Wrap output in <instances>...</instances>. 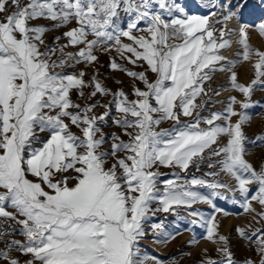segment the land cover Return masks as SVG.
Segmentation results:
<instances>
[{
  "label": "snow or ice",
  "instance_id": "1",
  "mask_svg": "<svg viewBox=\"0 0 264 264\" xmlns=\"http://www.w3.org/2000/svg\"><path fill=\"white\" fill-rule=\"evenodd\" d=\"M199 7L207 14L184 0H0V264H179L143 242L174 240L181 209L216 246L199 264H264V162L248 159L246 132L264 48L242 23L249 0ZM256 30L264 37V22ZM101 67L127 76L130 91L109 87ZM217 75L226 85L212 86ZM221 91L238 95L225 103ZM161 168L179 171L161 179ZM218 200L251 216L234 231L255 258H235Z\"/></svg>",
  "mask_w": 264,
  "mask_h": 264
},
{
  "label": "rangeland",
  "instance_id": "2",
  "mask_svg": "<svg viewBox=\"0 0 264 264\" xmlns=\"http://www.w3.org/2000/svg\"><path fill=\"white\" fill-rule=\"evenodd\" d=\"M184 2L188 3L190 10L194 14H207L208 12V9H201L199 7L201 0H184ZM261 10H264V0H249V9L245 13V16H249L252 13H258ZM213 19H215V17ZM260 22H264L263 17H261L252 26L249 25L247 22H242V23L249 26L250 43L254 47L264 48V37H261L256 30V25H258ZM237 26L238 25L236 21L229 22V27L235 28ZM217 27H219V25H217ZM61 31H63V29ZM56 34L58 33H49L48 37L51 38L53 35ZM236 50L237 49L234 47L231 50L225 51L224 55L228 56L229 58H233ZM100 60L102 64H105L109 60V56L101 55ZM129 67L132 66L129 65ZM237 68L239 72L240 81L247 83L250 80L252 73L250 63H243L241 65H238ZM134 70L139 71L142 69L136 68ZM243 71L245 72V74L243 75L245 78L240 76V74L244 73ZM99 72L102 78L108 77L107 83L109 87L113 89H116L117 87H124L125 91H130L132 87V81L123 73H110L106 68L103 67L99 68ZM116 80L123 81V84L122 85L116 84L115 83ZM217 85H226V77L223 75H217L212 86L216 87ZM140 86L143 87L142 85ZM229 95H238V94L233 91H221V95L219 97H216L215 99L226 103V98ZM253 101L254 102L260 101V103L255 104L252 108L248 110V113L251 116L250 123L248 126H246V132L250 138V143L248 145L249 147L248 159L258 167L262 162H264V143H261L255 139L256 136L264 133V91L257 90L253 96ZM223 106H224L223 103L210 105L208 110L203 112L202 115L207 116L209 111H216L218 109H222ZM182 121L186 122L187 118L182 117ZM171 123L172 122L170 121L165 122L161 125V127L169 128L171 126ZM106 131H116L118 134L120 132V130L115 127L106 129ZM123 138L127 139V137H123ZM110 143L111 141H109V144ZM109 144H106L104 147L107 148ZM206 170H207L206 167L202 166L201 172ZM160 171L166 174V176L161 177V179H166V178H171V173L173 171H179V170L161 168ZM201 172H196L194 168L190 169V174L194 173L197 176H199ZM224 179H226V177ZM201 191L204 190L201 189ZM217 206L229 213V215L226 217L219 213H217L216 215H217V221L220 222L221 234H224L230 238L231 244L233 246V251L235 253V258L238 261H243V259H245L246 257L255 258L249 246L247 245V242L239 239L236 232L234 231L236 227H243L246 224L250 223L251 216L242 214V209L239 207V205H234L228 201L218 200ZM253 206L257 208L258 211L260 210L258 204L254 203ZM153 207H156V205L153 204ZM194 207L197 208L198 210L205 212L206 214L207 212L211 211L210 206L203 203H198L194 205ZM180 215L185 217V220L176 221V223L179 225V229H178L179 234L176 235V238L174 240H169L167 243H159V244L154 243L151 238L145 240L143 243L147 251L152 255H157L165 259L166 261H170L173 257H175L179 261V264H199L204 249H207L211 256L216 257L217 256V253L215 252L216 246L211 244L207 240L203 239L204 229L200 228L199 226H196L193 229V226L187 224V221L195 219V217L187 216L186 211L183 209L180 210ZM165 218H166V224L168 230L170 232H176L177 228L173 226V221L175 220L174 216L160 213L156 217L157 220H164ZM149 236L151 237V233H149ZM193 238H195V241L197 242L189 243V241L193 240Z\"/></svg>",
  "mask_w": 264,
  "mask_h": 264
},
{
  "label": "bare ground",
  "instance_id": "3",
  "mask_svg": "<svg viewBox=\"0 0 264 264\" xmlns=\"http://www.w3.org/2000/svg\"><path fill=\"white\" fill-rule=\"evenodd\" d=\"M248 15V14H247ZM261 17H263L264 18V10H261L260 12H258V13H252L251 15H249V16H245L244 15V17H243V19H242V22H247L249 25H254ZM244 20V21H243ZM245 66V65H244ZM243 66V67H244ZM246 67V66H245ZM244 67V68H245ZM242 68V67H241ZM240 68V69H241ZM247 70V69H246ZM245 71V70H244ZM243 71V72H244ZM245 74V72L244 73H242V74H240V76H242V77H244L243 75ZM245 78V77H244ZM221 99V98H220Z\"/></svg>",
  "mask_w": 264,
  "mask_h": 264
}]
</instances>
